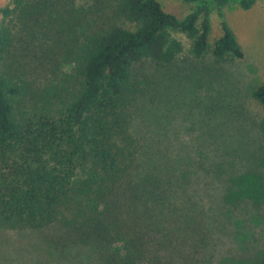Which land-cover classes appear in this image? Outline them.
I'll list each match as a JSON object with an SVG mask.
<instances>
[{
    "label": "trees",
    "instance_id": "trees-1",
    "mask_svg": "<svg viewBox=\"0 0 264 264\" xmlns=\"http://www.w3.org/2000/svg\"><path fill=\"white\" fill-rule=\"evenodd\" d=\"M180 1L182 19L157 0H111L107 18L92 5V23L74 0H9L0 9L1 231L55 230L51 244L62 256L86 247L97 264L200 258L204 234L193 225L201 183L190 174L209 171L189 166L190 153L144 149L133 132L151 84L142 69L176 65L183 44L174 32L198 60L210 52L218 64L233 63L243 51L223 19L208 47L210 5L221 14L231 0ZM255 1L238 3L248 10ZM251 98L264 108V85ZM230 155L222 149L215 170Z\"/></svg>",
    "mask_w": 264,
    "mask_h": 264
},
{
    "label": "rangeland",
    "instance_id": "rangeland-1",
    "mask_svg": "<svg viewBox=\"0 0 264 264\" xmlns=\"http://www.w3.org/2000/svg\"><path fill=\"white\" fill-rule=\"evenodd\" d=\"M157 1L179 19L188 14L180 0ZM8 4L0 0V9ZM74 5L75 13L89 23L95 20L88 14L92 5L102 9L103 18L111 15V0H74ZM220 13L210 5L208 47L221 36L223 19L243 58L218 64L208 52L195 59L189 41L174 32L183 52L169 71L144 65L142 72L151 84L136 108L133 132L145 150L157 154L165 147L172 153H190L189 166L198 163L209 171L190 174L201 183L193 227L204 234L194 264H254L264 256V108L251 98L252 91L264 85V0H256L248 10L231 0ZM222 149L232 156L225 161L230 170L224 165L219 173L215 166L222 163ZM54 231L0 230V264H97L86 247L72 246L62 256L59 245L56 249L51 244ZM182 240L184 245L189 242Z\"/></svg>",
    "mask_w": 264,
    "mask_h": 264
}]
</instances>
